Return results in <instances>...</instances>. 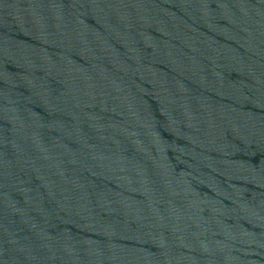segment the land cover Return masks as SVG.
Listing matches in <instances>:
<instances>
[{
  "label": "water",
  "instance_id": "water-1",
  "mask_svg": "<svg viewBox=\"0 0 264 264\" xmlns=\"http://www.w3.org/2000/svg\"><path fill=\"white\" fill-rule=\"evenodd\" d=\"M0 264H264V0H0Z\"/></svg>",
  "mask_w": 264,
  "mask_h": 264
}]
</instances>
